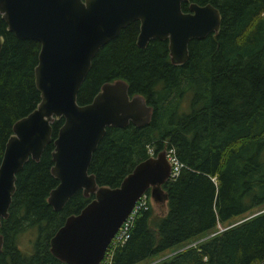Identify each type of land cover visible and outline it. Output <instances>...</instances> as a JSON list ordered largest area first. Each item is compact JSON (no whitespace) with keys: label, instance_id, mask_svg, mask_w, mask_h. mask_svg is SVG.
<instances>
[{"label":"trees","instance_id":"16d2710c","mask_svg":"<svg viewBox=\"0 0 264 264\" xmlns=\"http://www.w3.org/2000/svg\"><path fill=\"white\" fill-rule=\"evenodd\" d=\"M190 2L216 7L221 23L218 33L189 42L183 65L171 62L167 40L137 46L139 22L133 21L99 49L77 94V103L86 104L103 83L123 79L130 96L140 94L152 106L144 126L106 128L88 168L98 185L118 186L149 157L148 145L155 154L173 148L183 164L161 186L165 212L156 214L149 202L116 249L115 264L264 260V0H189L181 9L188 11ZM0 35L1 162L12 125L40 101L34 83L40 43L17 38L1 16ZM183 93L190 97L188 112L177 111ZM62 123L63 118L52 123V140L39 161L29 159L16 174L8 216L0 225V264H68L50 252V239L93 195L78 190L59 211L47 202L58 184L50 170ZM27 232L29 251L18 244Z\"/></svg>","mask_w":264,"mask_h":264},{"label":"water","instance_id":"95a60500","mask_svg":"<svg viewBox=\"0 0 264 264\" xmlns=\"http://www.w3.org/2000/svg\"><path fill=\"white\" fill-rule=\"evenodd\" d=\"M183 2L189 0H0L6 30L40 43L34 67L40 101L12 125L0 162V225L8 216L16 174L29 159L39 161L52 140V123L60 118L50 170L58 184L47 202L59 211L78 190L93 198L68 215L50 239L56 258L68 264H99L141 195L148 191L155 204L165 203L161 186L171 172L166 149L137 163L115 187L98 185L88 171L106 128L144 126L152 106L140 94L130 96L123 79L103 83L86 104L77 103V94L99 49L133 21L139 22L137 46L167 40L171 62L183 65L189 42L218 33L221 23L219 10L210 3L190 2L183 11ZM3 41L0 35V49ZM2 245L0 234V250Z\"/></svg>","mask_w":264,"mask_h":264},{"label":"built area","instance_id":"2783aa9c","mask_svg":"<svg viewBox=\"0 0 264 264\" xmlns=\"http://www.w3.org/2000/svg\"><path fill=\"white\" fill-rule=\"evenodd\" d=\"M147 153L149 156L155 155V152L153 151V148L150 147V145L147 146ZM166 156L171 164V172H170L169 179H174L181 171L183 164L180 163L178 159L176 158L175 151L173 148L166 149ZM148 207H149V196H147V194L144 193L136 201L130 213L127 215L125 220L122 222L120 227L117 229L116 233L111 238L110 243L99 264H115L113 258H114V253L116 249L123 246L126 243V241L130 237L131 229L134 226V222L136 218L142 212L146 211Z\"/></svg>","mask_w":264,"mask_h":264},{"label":"rangeland","instance_id":"374dc122","mask_svg":"<svg viewBox=\"0 0 264 264\" xmlns=\"http://www.w3.org/2000/svg\"><path fill=\"white\" fill-rule=\"evenodd\" d=\"M186 93H183V95H185ZM189 94V93H188ZM189 95H185L181 101V104H178V109L177 111L181 112L182 110H184L185 112H188V109H189ZM174 112L176 113V107H174ZM149 202H150V205H152V209L154 210V212L158 215H161L165 212V203L164 202H159L158 204H155L151 197L149 198ZM236 221V220H235ZM238 222L240 221H237L235 222L234 224H237ZM220 228V227H219ZM31 233L27 232V233H24L22 234L19 239H18V244H19V247L22 249V250H27L29 251L30 248H31V244L30 242L28 241L29 239V236H30ZM167 254V252H165ZM141 264H145V263H141Z\"/></svg>","mask_w":264,"mask_h":264},{"label":"flooded vegetation","instance_id":"af4514ba","mask_svg":"<svg viewBox=\"0 0 264 264\" xmlns=\"http://www.w3.org/2000/svg\"><path fill=\"white\" fill-rule=\"evenodd\" d=\"M133 125V124H132ZM111 127V126H110ZM91 196V195H90Z\"/></svg>","mask_w":264,"mask_h":264},{"label":"bare ground","instance_id":"6f19581e","mask_svg":"<svg viewBox=\"0 0 264 264\" xmlns=\"http://www.w3.org/2000/svg\"><path fill=\"white\" fill-rule=\"evenodd\" d=\"M176 153V152H175ZM176 156V155H175Z\"/></svg>","mask_w":264,"mask_h":264}]
</instances>
